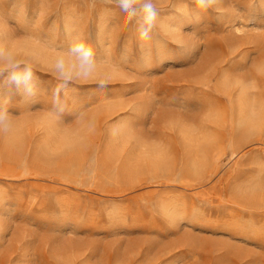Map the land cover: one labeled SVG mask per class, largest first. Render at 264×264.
I'll use <instances>...</instances> for the list:
<instances>
[{
    "label": "rangeland",
    "instance_id": "1",
    "mask_svg": "<svg viewBox=\"0 0 264 264\" xmlns=\"http://www.w3.org/2000/svg\"><path fill=\"white\" fill-rule=\"evenodd\" d=\"M156 4L140 41L104 0H0V47L40 69L35 97L0 76V264H264V0ZM79 39L98 67L54 114Z\"/></svg>",
    "mask_w": 264,
    "mask_h": 264
},
{
    "label": "clouds",
    "instance_id": "2",
    "mask_svg": "<svg viewBox=\"0 0 264 264\" xmlns=\"http://www.w3.org/2000/svg\"><path fill=\"white\" fill-rule=\"evenodd\" d=\"M118 10L128 24H134L140 41H150L157 27L159 10L156 0H104ZM218 0H193L196 18L201 13L215 11ZM98 60L93 47L86 40L79 39L71 42L66 48L58 51L49 73L57 81L52 89V108L54 114L63 113L68 107L69 87L78 82H89L94 79ZM29 59H20L12 51L0 47V76L5 83L22 88L29 97H35L38 89L39 71ZM6 74V75H5ZM103 89L106 80H96ZM11 125L10 113L6 106L0 105V130Z\"/></svg>",
    "mask_w": 264,
    "mask_h": 264
},
{
    "label": "bare ground",
    "instance_id": "3",
    "mask_svg": "<svg viewBox=\"0 0 264 264\" xmlns=\"http://www.w3.org/2000/svg\"><path fill=\"white\" fill-rule=\"evenodd\" d=\"M240 110L245 113L244 118L242 120L244 124H251L252 122H254L256 114L253 103H248V100L242 101V104L240 105Z\"/></svg>",
    "mask_w": 264,
    "mask_h": 264
}]
</instances>
